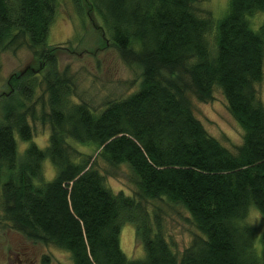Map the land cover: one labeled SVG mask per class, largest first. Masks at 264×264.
Wrapping results in <instances>:
<instances>
[{
    "label": "trees",
    "instance_id": "obj_1",
    "mask_svg": "<svg viewBox=\"0 0 264 264\" xmlns=\"http://www.w3.org/2000/svg\"><path fill=\"white\" fill-rule=\"evenodd\" d=\"M196 1L71 0L78 14L100 18L98 28L124 62L142 68L133 91L96 111L72 99L59 47L47 43L57 0H0V50L25 46L31 54L3 92L0 203L11 230L68 251L73 264H264V230L258 250L253 227L243 222L251 205L264 217V105L256 87L264 20L254 30L248 19L264 10V0H228L215 22L209 11L197 12ZM39 84L47 109L37 117L49 124L47 144L30 142L19 155L14 131L32 138L35 110L25 101ZM215 87L242 129L235 151L192 110L188 94L209 101ZM71 141L95 145L111 167L128 166L133 192L110 189L96 160L76 154ZM45 158L55 167L50 180L41 171ZM153 199L188 213L195 232L181 252L149 208ZM126 222L143 258L130 259L120 247Z\"/></svg>",
    "mask_w": 264,
    "mask_h": 264
},
{
    "label": "rangeland",
    "instance_id": "obj_2",
    "mask_svg": "<svg viewBox=\"0 0 264 264\" xmlns=\"http://www.w3.org/2000/svg\"><path fill=\"white\" fill-rule=\"evenodd\" d=\"M194 7L199 13L209 11L215 22L221 18L227 8L228 0H197ZM252 29L257 30L264 20V10H258L248 16ZM100 18L94 14L86 15L74 9L71 0H57V9L49 27L47 43L59 47L56 56L58 68L66 71L71 78L74 89L73 100L85 101L94 110L99 111L106 101L124 97L137 87L142 68L137 63L124 62L114 47L109 45L98 26ZM214 29V28H213ZM213 42V32L208 36ZM31 54L25 46L5 48L0 50V120L8 91L10 74L22 70L30 63ZM257 90L264 105V62L263 79L257 85ZM195 116L203 123L207 132L217 138L232 151L242 142V129L227 109L224 95L218 87L213 89V98L209 101H199L193 94H188ZM35 118L28 117L32 127V138L21 140L16 131L14 137L17 152L36 143L39 147L47 144L49 124L41 122L37 116L41 110L47 109L46 94L39 84L30 101ZM72 146L78 152L88 154L96 160V167L105 176L107 186L116 191L123 190L131 194L134 186L128 177V166L121 164L111 167L97 156L98 149L93 144H80L74 141ZM44 180H50L55 174V167L45 158L41 163ZM149 208L155 211L161 219L162 228L167 235L172 249L179 253L185 248L195 232V228L188 218V213L179 205L166 199H153ZM253 227L256 234L255 246L259 250V236L264 230V217L253 206H249L247 216L243 219ZM119 244L123 252L130 259L143 258L140 245H135L133 225L123 223L119 234ZM42 256L47 257V264H73L70 253L54 245H44L32 242L22 234L11 230L3 219L0 203V264H18V258L23 264H40Z\"/></svg>",
    "mask_w": 264,
    "mask_h": 264
},
{
    "label": "flooded vegetation",
    "instance_id": "obj_3",
    "mask_svg": "<svg viewBox=\"0 0 264 264\" xmlns=\"http://www.w3.org/2000/svg\"><path fill=\"white\" fill-rule=\"evenodd\" d=\"M44 258H47V257H46V256H42L41 261H39L40 264H45L44 261H45L46 259H44ZM43 260H44V261H43ZM46 261H47V260H46ZM46 261H45V262H46ZM18 264H23L22 261H21L19 258H18ZM46 264H47V262H46Z\"/></svg>",
    "mask_w": 264,
    "mask_h": 264
}]
</instances>
